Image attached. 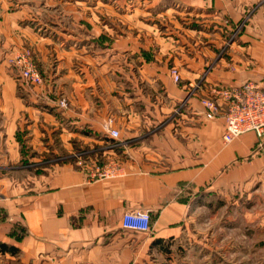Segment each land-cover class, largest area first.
<instances>
[{"label": "crops", "instance_id": "1", "mask_svg": "<svg viewBox=\"0 0 264 264\" xmlns=\"http://www.w3.org/2000/svg\"><path fill=\"white\" fill-rule=\"evenodd\" d=\"M30 1L0 0V242L18 251L0 253L1 264H165L178 257L179 248L185 255L186 246L201 241L211 250L216 241L212 235L198 237L200 231L226 230V221L235 230L243 227L235 217L238 210L244 213L245 197L252 202L246 213L263 230L264 138L247 133L223 145L224 106L208 120L200 101L220 87L264 75V0H44L45 6L59 5L64 33L21 24L40 12ZM120 2L143 10L155 6L162 16L172 11L171 45L158 51L164 61L151 64L136 57L112 69L115 59L133 49L127 36L114 41L101 63L88 42L78 44L101 32L100 16L92 9ZM46 12L51 10L42 14L45 22L55 23ZM180 20L197 22L201 29H180ZM237 27H243L237 40L225 46ZM24 46L32 49L49 81L45 85L56 86L63 96L70 93L68 109L59 114L66 125L58 127L57 117L26 106L17 94L5 57ZM221 49V69L206 72ZM168 59L178 70V84L168 73ZM28 109L36 119L25 129L31 137L20 142L16 134L23 132L21 114ZM107 118L120 135L116 148L108 146L107 135L83 134L103 135ZM44 121L50 125H41ZM57 129L64 149L75 139L99 152L103 163L114 160L123 173L90 181L86 167L43 162V139L51 144L48 135ZM24 150L34 156L27 159ZM26 160L30 167H44L28 169ZM140 209L150 213V235L121 227L124 213ZM226 239L218 244L227 246Z\"/></svg>", "mask_w": 264, "mask_h": 264}, {"label": "rangeland", "instance_id": "2", "mask_svg": "<svg viewBox=\"0 0 264 264\" xmlns=\"http://www.w3.org/2000/svg\"><path fill=\"white\" fill-rule=\"evenodd\" d=\"M51 1H56V3L59 2V0ZM72 1L80 2L81 0H62L61 3H69ZM107 1L110 2L111 0ZM29 3H32V5L35 6L36 9H39L40 12H38L39 14H36V17H33V19L25 20L21 24H23L24 26L28 25L41 32L44 31V28L47 29L46 26H49L51 28L56 27L57 32L60 33L61 30V33H64L61 28L64 27L65 24L58 21L60 18L59 5L51 6V4L48 3V5L45 6L44 0H31ZM145 5L149 4H147L146 2ZM84 8V11H86L85 6ZM92 8L93 7H91V9ZM46 9H50L51 14L50 12L46 13L55 16V20L52 22L56 23L57 21L60 25L45 22L42 14L45 13ZM77 10L83 11L82 6L79 5ZM62 11L66 12L64 8L62 9ZM92 11L94 14L98 13L100 16L98 27L101 32L97 37H94L93 39H87L88 41H83L78 44L85 45V43L88 42L87 45H90L89 48L94 49L93 51L97 50L101 54L99 56L98 63H101V61L106 57L107 53L111 51L112 45L115 40L119 38H125L126 36V40L129 41V44L131 45V47H133V49L127 53L126 58H124V56L123 58H121V60H119L118 58L115 59V65H112V69H117L120 66H118L117 64L119 61V63L121 64L125 60L127 63H134L131 61H134L136 57L142 59L146 63L149 62L151 64L157 63L158 61L160 62L162 59V61H164L162 53H158V51L164 50L166 46L171 45L172 30L175 26V24L172 23V11H169L168 14H166L167 16H162V13L160 11L158 13V9L157 7L155 8V6L153 8L143 10L140 9V6L138 4L134 6V4H132L131 2H128L127 4L120 2L119 4L116 3L115 5L111 4L109 6L107 4L98 5L96 7V10L92 9ZM87 12H90V10ZM67 14L70 16V13L67 12ZM244 24L245 23H243L242 25ZM180 27L192 30L201 29L200 25L197 24V22L187 23V21L184 20H180L179 28ZM84 28L88 31H91L92 29L91 25L86 23H84ZM242 28L243 27H237V29H234L228 35L225 46H228L229 44H232L237 40L238 36L240 35L239 32L242 30ZM48 31L49 29H47V32ZM86 34L87 33L85 32V35ZM159 43H162V45L159 46ZM142 47H144L145 49ZM224 52L225 49L217 51V59L213 62L212 65L207 68L206 72H210L212 68L221 69L219 60L224 57ZM5 63L6 70L9 72V74L12 75L17 83V94L22 99L24 104L28 107L33 106L41 111H46L57 117L55 119L58 121V127L59 125H66L65 119H62V121H60L61 116L59 114L68 109L69 103L66 96H69L70 93L64 95V97L63 93L56 86L45 85V81H48V79H44L43 72L40 69L38 61L35 58L32 49L30 47L24 46L20 50L7 53L5 57ZM27 66H32L34 70L39 73L42 80L41 86L34 87L33 85L25 83L21 78L22 70ZM167 67L169 75L172 69L176 70L178 74L177 68L171 66V59H168ZM228 70L234 72L235 67L232 65H228ZM115 75L117 76V79L121 77L118 73H116ZM179 80L177 82H174L172 80V82L178 84ZM223 88L227 87H220L217 90ZM192 93L193 92L189 93L188 96ZM207 98L214 99L216 98V96L211 93ZM62 102L64 103V105H62ZM179 107L177 106V109ZM28 111H30V109L24 111L21 114L20 125H22L23 127V132L21 133V135H19L18 133L16 134V138L20 142H26L28 141V138L31 137L30 134L25 132V129L27 126H31L33 124V121L36 119L32 115H30V112ZM108 120H112V127H115L113 119L107 118L101 125L102 130L104 123ZM41 125L49 126L50 121H44L41 123ZM59 132L60 129H57L48 135L49 137H51V144L48 143L47 137L43 139V142L45 143L44 147L46 148V150L41 154V156L43 157V162H71L74 168L86 167L89 178L91 173L95 172L96 168H104L109 163H112L114 161L108 160L103 163L98 157L99 152H96V150L91 151V149L88 148V145H83L80 142L77 143L76 140L72 138L68 140L69 149H64L61 141H59ZM83 134H86V136H92L94 138H100L101 136L106 137L105 135H107L105 132L102 135L97 133H88L86 131H84ZM27 135L29 136L27 137ZM108 146L111 148H116L114 146V143H109ZM21 154H23V156H27V159L34 156L33 152L29 153V151L27 150H24ZM88 156L93 157L92 162H85L83 160L82 157L85 158ZM46 164L49 163L46 162ZM30 165L31 164H29L27 160L23 162V166L28 169L44 167V164H39L32 167H30ZM251 206V199H247L245 197L242 206L244 208V213H241L238 210L235 217V221L238 224H243V227H241L240 229L236 228L235 230L234 225L230 227V221L223 220L226 221L228 225L226 230L216 229L212 231H200L198 237L202 238L204 235H206V239H209L212 235V238H214V240L216 241V243H213L214 247H211V250L209 249V246L205 248L202 244L203 241H201V243L196 244V246H186V248H188L187 250L189 251L187 254L186 250L185 255H181L183 252L181 248H179L181 253L178 255V257L174 256L173 261L166 262L165 264H264V227L263 230H260L261 228H259L257 223H255L258 220H253L251 218V215L246 213L247 210L248 212L251 211ZM228 215L232 217V215L227 214V216ZM203 217L204 216H201V218ZM225 237L227 238L226 240L228 241V245L224 246L218 244V242H220V240L224 239ZM208 250H210L211 254L208 253ZM1 263L2 262L0 257V264Z\"/></svg>", "mask_w": 264, "mask_h": 264}, {"label": "built area", "instance_id": "3", "mask_svg": "<svg viewBox=\"0 0 264 264\" xmlns=\"http://www.w3.org/2000/svg\"><path fill=\"white\" fill-rule=\"evenodd\" d=\"M174 82L179 80L176 70L170 71ZM21 78L25 83L38 87L42 80L32 66L22 70ZM216 98H205L200 101L204 116L212 120L224 106V133L221 141L223 145H229L240 136L252 133L257 139L264 138V75L257 80H249L239 86H231L219 90H213ZM62 105L64 103L62 102ZM103 131L118 145L119 132L112 127V120L103 125ZM122 168L116 163H109L104 168H96L89 176L90 181L114 178L121 175ZM123 230L135 233L151 234V216L147 210L129 211L123 214L121 219Z\"/></svg>", "mask_w": 264, "mask_h": 264}, {"label": "trees", "instance_id": "4", "mask_svg": "<svg viewBox=\"0 0 264 264\" xmlns=\"http://www.w3.org/2000/svg\"><path fill=\"white\" fill-rule=\"evenodd\" d=\"M109 141L111 143H115V141L112 140L111 138L109 139ZM17 252H18L17 249H15L14 247L0 242V253H2V254L7 253L11 256H15L17 254Z\"/></svg>", "mask_w": 264, "mask_h": 264}]
</instances>
